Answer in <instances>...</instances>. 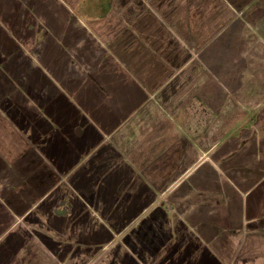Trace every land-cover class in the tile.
<instances>
[{"label":"crops","instance_id":"obj_1","mask_svg":"<svg viewBox=\"0 0 264 264\" xmlns=\"http://www.w3.org/2000/svg\"><path fill=\"white\" fill-rule=\"evenodd\" d=\"M7 81L0 264H264V0H0Z\"/></svg>","mask_w":264,"mask_h":264},{"label":"rangeland","instance_id":"obj_2","mask_svg":"<svg viewBox=\"0 0 264 264\" xmlns=\"http://www.w3.org/2000/svg\"><path fill=\"white\" fill-rule=\"evenodd\" d=\"M27 53H25L26 55ZM32 54H33V57H32ZM38 56H41V53H38V51L36 50L35 52L29 54V57H32L33 58V61L34 63L36 64L37 60L39 59L40 60V57ZM36 61V62H35ZM14 91H21V92H24L25 90L24 89H18L17 90V87L16 86H11L9 81L7 82H3L0 86V97H1V102H2V107H7L9 109H12L13 108H26V101L25 100H22V101H18V105L16 106V103H12L11 100H9L7 96H5V92H14ZM11 104V105H10ZM16 114V113H15ZM15 118H17L18 122H22V120L24 121V118L23 116L20 117V116H15ZM24 123V122H23Z\"/></svg>","mask_w":264,"mask_h":264}]
</instances>
